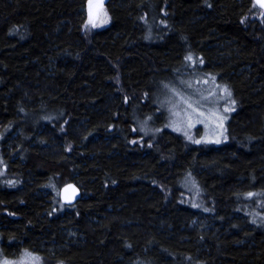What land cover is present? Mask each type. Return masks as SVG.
<instances>
[{
    "label": "trees",
    "instance_id": "1",
    "mask_svg": "<svg viewBox=\"0 0 264 264\" xmlns=\"http://www.w3.org/2000/svg\"><path fill=\"white\" fill-rule=\"evenodd\" d=\"M88 1L0 0V247L45 264H264L252 0H109L108 26L84 34ZM203 68L226 76L234 103L218 148L180 146L156 103ZM70 182L81 197L63 206ZM199 215L211 229L193 227Z\"/></svg>",
    "mask_w": 264,
    "mask_h": 264
},
{
    "label": "rangeland",
    "instance_id": "2",
    "mask_svg": "<svg viewBox=\"0 0 264 264\" xmlns=\"http://www.w3.org/2000/svg\"><path fill=\"white\" fill-rule=\"evenodd\" d=\"M109 0H90L79 10L80 20L83 21L82 31L84 34L101 30L108 26L110 18L107 2ZM124 0H116L120 5ZM252 2L249 9V17L261 23L264 20V11L258 9ZM95 24V26H93ZM72 27L69 26L70 29ZM215 47V44L212 45ZM216 48V47H215ZM216 50V49H215ZM210 62L215 59L210 55ZM192 60V59H191ZM211 67V65H210ZM214 69V68H213ZM210 72V73H209ZM226 76H220L211 69L191 70L184 75L182 83L176 81L162 86L161 93L156 97V103L165 116V127L180 146H209L218 148L226 143L230 115L234 112V103L231 102V93ZM20 99L30 105L31 96L24 88L19 90ZM230 95V96H229ZM227 109V111H226ZM230 134V130H229ZM14 135L10 137L12 140ZM8 140V141H7ZM5 142H10L7 139ZM93 144V143H92ZM90 144L92 147L93 145ZM7 144L4 147V155L11 156V148ZM57 151L53 144L47 146V152ZM10 159H12L10 157ZM3 164L0 163V176L5 175ZM5 180V179H4ZM6 181V180H5ZM10 184L14 181L9 180ZM259 187H264L261 185ZM196 226L211 229L212 225L200 215L193 221ZM0 264H45L33 250L18 247L10 250L8 254L0 247Z\"/></svg>",
    "mask_w": 264,
    "mask_h": 264
},
{
    "label": "water",
    "instance_id": "3",
    "mask_svg": "<svg viewBox=\"0 0 264 264\" xmlns=\"http://www.w3.org/2000/svg\"><path fill=\"white\" fill-rule=\"evenodd\" d=\"M253 3L264 11V0H252ZM81 197V191L78 186L73 183H66L58 190V199L63 206L74 205Z\"/></svg>",
    "mask_w": 264,
    "mask_h": 264
},
{
    "label": "snow or ice",
    "instance_id": "4",
    "mask_svg": "<svg viewBox=\"0 0 264 264\" xmlns=\"http://www.w3.org/2000/svg\"><path fill=\"white\" fill-rule=\"evenodd\" d=\"M93 26H95V24ZM226 111H227V109H226Z\"/></svg>",
    "mask_w": 264,
    "mask_h": 264
}]
</instances>
